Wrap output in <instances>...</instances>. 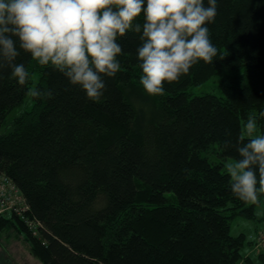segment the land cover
<instances>
[{
	"label": "trees",
	"instance_id": "obj_1",
	"mask_svg": "<svg viewBox=\"0 0 264 264\" xmlns=\"http://www.w3.org/2000/svg\"><path fill=\"white\" fill-rule=\"evenodd\" d=\"M208 27L218 56L166 82L162 96L139 83L133 33L120 38L121 71L105 78L100 102L23 51L28 84L0 68V127L33 99L0 133V175L28 206L0 215V239L25 233L42 264H256L244 249L258 242L231 229L237 217L264 221V193L237 198L224 160L238 159L248 114L264 134V0H218ZM214 77L218 93H192ZM37 88L52 96L33 97ZM257 255L264 264V247Z\"/></svg>",
	"mask_w": 264,
	"mask_h": 264
},
{
	"label": "clouds",
	"instance_id": "obj_2",
	"mask_svg": "<svg viewBox=\"0 0 264 264\" xmlns=\"http://www.w3.org/2000/svg\"><path fill=\"white\" fill-rule=\"evenodd\" d=\"M217 15L218 0H0V68L6 65L12 79L28 84L31 73L17 63L23 51L100 102L105 78L121 71L120 38L133 33L140 41L139 83L147 94L162 96L166 82L178 81L194 65L212 63L218 56L208 27ZM30 94L52 96L39 88ZM258 119L255 112L247 115L236 144L238 159L225 165L231 192L251 203L264 193V134Z\"/></svg>",
	"mask_w": 264,
	"mask_h": 264
},
{
	"label": "rangeland",
	"instance_id": "obj_3",
	"mask_svg": "<svg viewBox=\"0 0 264 264\" xmlns=\"http://www.w3.org/2000/svg\"><path fill=\"white\" fill-rule=\"evenodd\" d=\"M205 92H215L218 93L217 88V79L216 77L210 79L208 82H205L201 85H198L193 88V94H201ZM33 104V99L31 96H28L25 103L22 105L16 106L8 115L5 124L0 127V133L9 132L13 129V119L14 117L21 112V110L25 108H31ZM261 134V133H260ZM213 159H219L218 157H213ZM234 158H227L224 160L225 164L228 162H233ZM257 211L261 214L264 211V205L258 206ZM11 212H8L10 214ZM264 225V221L259 219H246L243 217H237L234 219L232 223L231 232L233 234H239L240 232H245L249 238L255 240L256 243L253 247L247 246L244 249V254L253 259V262L256 264H260L258 260L257 250L264 247L263 242H259L257 236L256 229L259 228L261 232H264L262 226ZM30 229L31 226H30ZM32 233L37 236L38 232H35L32 229ZM25 233H22V236H18L13 232L5 233L0 239V264H42L40 259H38L35 255H33L30 251V241L24 237ZM259 247L258 249H256ZM237 264H247L246 261L240 260Z\"/></svg>",
	"mask_w": 264,
	"mask_h": 264
},
{
	"label": "built area",
	"instance_id": "obj_4",
	"mask_svg": "<svg viewBox=\"0 0 264 264\" xmlns=\"http://www.w3.org/2000/svg\"><path fill=\"white\" fill-rule=\"evenodd\" d=\"M28 209L25 198L13 180L7 175H0V215L17 212L23 215ZM37 232V228H32ZM264 240V232H262Z\"/></svg>",
	"mask_w": 264,
	"mask_h": 264
}]
</instances>
